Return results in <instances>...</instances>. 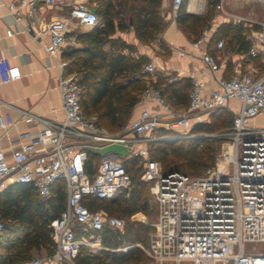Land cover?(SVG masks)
<instances>
[{
  "label": "built area",
  "instance_id": "2783aa9c",
  "mask_svg": "<svg viewBox=\"0 0 264 264\" xmlns=\"http://www.w3.org/2000/svg\"><path fill=\"white\" fill-rule=\"evenodd\" d=\"M184 2L171 0L174 16ZM186 4L198 14L204 10V1L200 4L186 0ZM0 6L12 14L20 31L34 39L47 34L44 50L51 57L76 45L78 29L98 24L95 8L88 0H11L7 4L0 0ZM53 7L66 8V14L45 20L41 9ZM257 26H252L246 35L250 43L247 55L251 58L264 56V22ZM5 33L10 37L14 31L7 28ZM207 42L204 30L190 45L202 65L216 72L220 63L208 51ZM215 47L222 49L224 41L218 39ZM66 66L67 61L59 59L57 86L62 117L51 120L23 113L22 121L38 124V133L21 132L10 140L8 154L0 150V190L9 183H28L38 196L48 198L53 186L61 182L65 191L63 210L49 221L53 252L32 264H74L81 245L101 248L98 237L93 241L83 235L77 238V228H122L123 221L118 216L91 211L84 203L88 196L111 198L130 184L122 161L116 157L102 155L93 175L85 171L89 153L112 143L122 144L127 158L137 157L140 161L138 176L153 183L151 193L156 204L155 220L147 223L151 227L147 243L125 245L118 250L139 248L158 264H264V247H246L264 244V126L251 124L255 116L264 112V71L234 70L229 77L219 78L217 86L208 93L204 81L191 74L188 105L176 111L170 110L160 89L151 85L155 80H148L138 103L152 100L160 110L143 108L119 132L110 133L97 125L94 114L84 113L77 75L65 72ZM155 70L152 62L143 66L147 74L153 75ZM20 76L19 66L0 53V81L8 83ZM233 99L239 106L231 111L228 103ZM219 107L231 111L232 122L221 133L226 147L209 174L165 170L160 162L150 158L147 145L158 139L151 134L160 126L188 137L194 119L201 122L202 116ZM14 124L8 114H0L1 131L7 132ZM3 230L0 219V239Z\"/></svg>",
  "mask_w": 264,
  "mask_h": 264
},
{
  "label": "trees",
  "instance_id": "16d2710c",
  "mask_svg": "<svg viewBox=\"0 0 264 264\" xmlns=\"http://www.w3.org/2000/svg\"><path fill=\"white\" fill-rule=\"evenodd\" d=\"M95 5L99 24L89 31L79 33L80 47H71L62 53L67 61L65 72H80L78 83L81 87L80 103L85 114H94L97 125L110 132H118L128 122L139 94L146 86L143 66L148 62L144 55L134 56L136 47L119 38H113L118 30L131 25L138 40L148 44L164 29L165 23L159 13L162 0H89ZM127 13L126 22L117 16ZM208 16L188 13L182 4L176 11L175 21L180 30L190 39L200 36L208 26ZM115 19H117L115 22ZM254 27H258L254 24ZM249 27L241 23L223 22L219 24L209 41L227 39L231 51L246 53L250 43L246 38ZM219 36L218 38H215ZM105 46H108L105 49ZM126 51V53H124ZM163 84L162 94L177 108H186L191 86L189 78L168 81L158 76L151 85L157 88ZM210 119L223 126L232 114L225 107L210 112ZM200 123L189 130L191 136L179 139L159 138L149 144V156L161 163L165 170L181 171L198 175L214 164V146L200 133ZM198 147H200L198 149ZM99 158L89 153L85 171L93 175ZM137 157L123 159L122 164L130 178L127 195L119 200L86 197L85 205L91 211H102L122 219L121 229L107 226L93 231L99 237L101 248L95 252L81 245L74 258V264H139L144 254L139 248L130 247L125 251L118 248L141 243L146 244L151 227L131 220V216L145 211L144 196L146 183L139 176L130 174ZM139 173V172H138ZM125 190V189H124ZM122 190V191H124ZM121 192V191H120ZM65 205V191L57 182L48 198H41L28 183L13 182L0 190V219L4 225L0 239V264H21L32 258V250L53 252L49 221L59 215ZM77 232V231H76ZM76 237L79 235L76 233Z\"/></svg>",
  "mask_w": 264,
  "mask_h": 264
},
{
  "label": "crops",
  "instance_id": "0c3cea01",
  "mask_svg": "<svg viewBox=\"0 0 264 264\" xmlns=\"http://www.w3.org/2000/svg\"><path fill=\"white\" fill-rule=\"evenodd\" d=\"M2 1L4 4H7L11 0ZM185 2L183 4L188 13L198 14ZM89 5L95 8V5L90 2ZM171 6V0H162L159 13L163 18L165 27L163 31L148 44H143L136 38L131 25H127L124 30L116 29L113 35V38H119L135 46L137 51L134 53V56L144 55L148 58V62L155 64L156 70L153 75L148 74L150 77L147 81H156L158 76L166 77L168 81L179 80L184 77L190 79V75L193 74L204 81V89L205 92L208 93L217 86V80L219 78L229 77L234 70L248 71L255 69L259 72L264 71V56L262 55L251 58L247 55V52L231 51L228 47L227 39L224 38H218L224 41V47L222 49H217L215 47V43L218 39L215 42L213 41V43L211 42V45H209L210 38L215 28L219 24L226 22L225 20L214 25L212 28L205 29L208 38L207 49L218 58L220 63V68L216 72H211L209 69L205 68L197 52L191 48L190 43L193 40L187 37L178 27ZM66 11V8L59 7L41 9L45 20L64 16ZM22 13L25 15V10H23ZM243 25L249 28H252V26L254 27L252 23H243ZM7 28H11L14 31L10 37L6 36L5 32ZM91 29L92 28H80L77 33L79 34ZM48 39L47 34H41L34 39L31 35L20 31V27L14 21L12 14H10L4 6H0V53L7 56L10 62L18 65L21 71V76L18 80L8 83H2L0 81V114H8L12 120L15 121V124L8 129L7 132L0 130V150H3L6 154H8L11 148L9 144L10 140H14L19 133L29 131L33 135H36L39 131L40 127L35 122L25 123L22 121L23 113H32L51 120L60 119L62 117L61 100L57 86L60 72L58 62L59 59H62V54L55 57L48 56L44 50V45L48 42ZM80 46L81 44L76 38V45L73 47ZM107 48L108 46H105V49ZM181 52L184 53L181 54ZM124 53H126V51H124ZM159 89L162 93L163 84ZM238 106V101L234 99L230 100L228 103V109H231V111L235 110ZM143 108L160 110L159 105L155 101L147 100L142 103L137 102L132 109L128 121L135 118ZM251 124L264 126V112L255 116L251 120ZM159 128L164 127L160 126ZM111 145H118L125 149L122 144L112 143L104 144L95 150V152L90 153L97 155L99 159L102 155L116 157L113 153L104 152L105 149ZM39 147L41 146H38V148ZM124 159H128L126 155H124ZM121 161H123V159ZM76 231L77 234L81 233L78 237L80 238L84 231L79 228H77ZM91 250L97 251L99 249L91 248Z\"/></svg>",
  "mask_w": 264,
  "mask_h": 264
},
{
  "label": "rangeland",
  "instance_id": "374dc122",
  "mask_svg": "<svg viewBox=\"0 0 264 264\" xmlns=\"http://www.w3.org/2000/svg\"><path fill=\"white\" fill-rule=\"evenodd\" d=\"M186 3V2H185ZM221 5V8L219 7ZM171 9L173 10L172 6ZM193 9V8H192ZM194 10V9H193ZM204 15L208 16V26L205 29L212 28L214 25L220 23L221 21H226V22H232V23H252V24H257L258 22H264V0H204V10H203ZM121 19L122 22H126L127 20V13L124 11L121 12L118 16L117 19ZM115 19V22H117ZM99 24V23H98ZM85 27H81V29H84ZM203 29V30H205ZM219 36H216L215 38H218ZM143 43V42H142ZM145 44V43H143ZM77 75V79L80 78V72L74 71ZM146 74V73H145ZM145 79L149 78L150 76L146 74ZM141 94V93H140ZM139 94V95H140ZM164 97H166V101L169 104V108L171 111H176L179 108L175 107L167 98L166 94H163ZM202 121L198 122L197 119H194V124L200 123L203 126H201V132L197 133V137H203L205 138L209 143L213 144L214 146V155H215V160L214 163H216V159L219 156V154L222 153L224 150V147H226V141L222 139L224 136L221 135V133L227 129L230 128L231 126V117L226 118L225 121L226 123L223 126H218V124L213 123V120L210 119L209 114L204 115L201 117ZM110 132L109 130H107ZM114 133V132H110ZM155 138H167V139H179V138H184L182 133L179 131L169 128V129H164V128H159L155 132L151 134ZM155 140V139H154ZM153 141V140H152ZM150 141L147 145V148H149V144L152 142ZM200 147H198L199 149ZM106 153H113L116 155V158L119 160L124 159V155H126V151L124 148L119 147L118 145H111L108 146L105 151ZM149 153V150H148ZM98 162V161H96ZM139 164L140 161L137 159L136 164L130 169V174L135 175L136 177L138 176L139 172ZM211 172V167L207 168L203 172H201L198 175H207ZM130 179V178H129ZM146 183V189L144 191V196L146 199V209L145 211H140L136 212L133 214V217L130 219L147 225V223H151L155 220L156 216V204L153 199V195L151 193V187H152V182L151 181H145ZM127 195V188L124 191L119 192L114 198H117L119 200H122L125 196ZM81 233L78 235L80 236ZM82 235L85 237V239L88 240H94L96 238L93 235L92 230L84 231L82 232ZM86 246V245H85ZM89 248V246H86ZM247 248H263L264 244L262 243H252V244H246ZM91 249V248H89ZM95 252V250L93 251ZM47 254L44 250L41 251H35L32 250V258L28 262H23L21 264H32L34 260H38L41 258L46 257ZM139 264H158L148 257L144 255L142 261ZM168 264V263H167ZM205 264H214V263H205ZM217 264V263H216Z\"/></svg>",
  "mask_w": 264,
  "mask_h": 264
},
{
  "label": "bare ground",
  "instance_id": "6f19581e",
  "mask_svg": "<svg viewBox=\"0 0 264 264\" xmlns=\"http://www.w3.org/2000/svg\"><path fill=\"white\" fill-rule=\"evenodd\" d=\"M195 1H198V2H200V4H203V1H204V0H194V2H195Z\"/></svg>",
  "mask_w": 264,
  "mask_h": 264
}]
</instances>
